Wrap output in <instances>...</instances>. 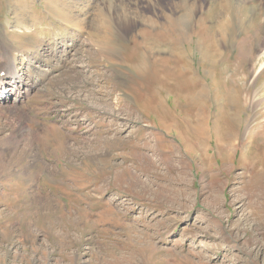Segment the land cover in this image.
<instances>
[{
    "label": "rangeland",
    "instance_id": "obj_1",
    "mask_svg": "<svg viewBox=\"0 0 264 264\" xmlns=\"http://www.w3.org/2000/svg\"><path fill=\"white\" fill-rule=\"evenodd\" d=\"M14 59L0 264H264V0H0Z\"/></svg>",
    "mask_w": 264,
    "mask_h": 264
},
{
    "label": "bare ground",
    "instance_id": "obj_2",
    "mask_svg": "<svg viewBox=\"0 0 264 264\" xmlns=\"http://www.w3.org/2000/svg\"><path fill=\"white\" fill-rule=\"evenodd\" d=\"M14 52H15V50H14ZM19 53H18L17 57H22V52L19 51ZM21 64H22L21 61L16 62V59H14V63L11 64L10 66L15 65L14 66L15 70L13 72H11V71L5 72L4 74L1 73V75H3V76H0V79H2L0 81V103L1 104L4 102H7L10 98H13V102L23 101L26 93L29 92L33 87L36 86V84H30V83L24 81L25 78L23 79L24 76L20 73L21 71L19 69H16V66L17 65L20 66ZM6 86H8V87H6Z\"/></svg>",
    "mask_w": 264,
    "mask_h": 264
}]
</instances>
